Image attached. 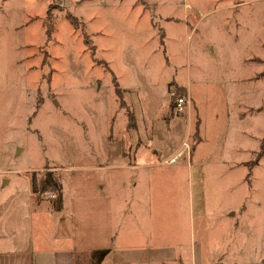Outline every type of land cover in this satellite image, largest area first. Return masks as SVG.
Here are the masks:
<instances>
[{"label":"rangeland","instance_id":"1","mask_svg":"<svg viewBox=\"0 0 264 264\" xmlns=\"http://www.w3.org/2000/svg\"><path fill=\"white\" fill-rule=\"evenodd\" d=\"M178 84L195 98L191 116L188 104L181 112L171 99L167 105ZM122 85L135 88L126 91L134 108L147 103L173 114L166 128L167 114L154 126L152 141L165 155L189 144L171 166L180 170L179 198L190 214L233 218L241 255L264 264V0H0V145L13 132L24 148L18 158L40 149L41 159L27 162L64 166L67 196L84 186L73 166L88 128L127 137L128 106L120 105L127 97L116 93ZM36 102L42 134L32 139L19 131ZM245 104L259 111L247 119L250 135L235 120ZM196 106L213 135L206 142L222 143L219 152L202 145L190 161L200 138L192 133Z\"/></svg>","mask_w":264,"mask_h":264},{"label":"crops","instance_id":"2","mask_svg":"<svg viewBox=\"0 0 264 264\" xmlns=\"http://www.w3.org/2000/svg\"><path fill=\"white\" fill-rule=\"evenodd\" d=\"M177 86L186 88L189 94L186 115L191 116V102L195 98L186 85ZM119 89L121 97H127L126 91L135 88L122 85ZM128 98L124 113V124L129 125L125 128L126 138H121V132L110 135V130L101 129L93 134L87 129L82 161L73 166L82 171L84 186L70 196L66 195L64 178L58 173L64 166L45 158L41 163L35 160L37 164L27 162L28 158L41 159L40 149L35 150L34 156L28 153L18 158L24 149L19 139L14 138L18 134L10 132L11 136H3L0 264H262L257 260L246 262V257L241 255L239 236L230 228L233 218H225L220 212L190 214L189 201L179 198L180 170L171 164L181 157L171 162L166 160L181 146L165 155L162 147L152 141L158 119L167 114L168 118L161 119L166 122V128L173 114L160 112L147 103L136 109ZM167 98L169 107L168 93ZM42 104L36 102L35 109L26 114V123L21 125L19 133L26 130L32 139L35 132L42 134L34 120ZM247 107L243 105L235 120L241 126L238 132L250 135L247 119L259 111L250 106L255 111L249 113ZM196 112L199 120L196 124L191 122L192 133L197 132L200 138L193 145L190 161L197 159L202 145L219 152L222 143L216 136L212 139L218 145L206 142L213 135L202 127L198 106ZM162 129L164 133L163 125ZM127 151L129 157L125 159ZM42 168L58 173L62 192L60 209L52 208L44 194L37 198L32 192L30 174ZM79 186L78 183L76 188ZM100 248L107 251L96 262L93 251Z\"/></svg>","mask_w":264,"mask_h":264},{"label":"trees","instance_id":"3","mask_svg":"<svg viewBox=\"0 0 264 264\" xmlns=\"http://www.w3.org/2000/svg\"><path fill=\"white\" fill-rule=\"evenodd\" d=\"M185 88L182 86H176L175 90H173L169 94V98L171 99V106L173 105L174 96L179 94V92H184ZM116 93L118 97L121 99V92L118 87H116ZM120 105H125V101L123 99L120 100ZM31 178V189L32 192L36 194L37 198H42L44 191H52L55 193L53 197H47L50 205L54 209H60L62 204V192H61V183L57 173L53 169H44L40 176L37 177L36 172L30 174ZM107 248H100L93 251L95 254V260L98 262L105 254Z\"/></svg>","mask_w":264,"mask_h":264},{"label":"built area","instance_id":"4","mask_svg":"<svg viewBox=\"0 0 264 264\" xmlns=\"http://www.w3.org/2000/svg\"><path fill=\"white\" fill-rule=\"evenodd\" d=\"M173 100V110L175 112H181L184 107L189 103L190 98L187 96V94L185 95H180L177 94L175 95ZM188 152L189 151V144L184 141L182 142V145L180 147L179 150H177V152L175 154H173L169 159H167V162H171L172 160H176L179 156L183 155L184 152ZM44 195L48 196V197H53L55 195V193H53L52 191H44L43 192Z\"/></svg>","mask_w":264,"mask_h":264}]
</instances>
